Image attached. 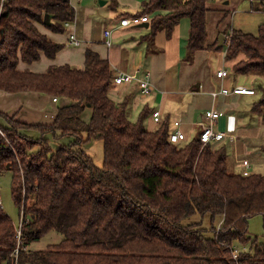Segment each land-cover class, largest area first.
I'll return each instance as SVG.
<instances>
[{
	"label": "trees",
	"instance_id": "obj_1",
	"mask_svg": "<svg viewBox=\"0 0 264 264\" xmlns=\"http://www.w3.org/2000/svg\"><path fill=\"white\" fill-rule=\"evenodd\" d=\"M210 1L147 0L134 17L151 16V37L159 31L170 37L187 19L191 61L195 51L217 49L207 43ZM73 15L65 0H7L0 11V91L69 100L46 125L0 112V173L12 174L11 196L23 220L16 264H264V244L248 233L252 216L261 215L264 225V175L230 173L225 148L204 146L199 135L171 143L168 123L147 130L148 111L131 121L127 101L109 97L108 61L90 49L82 69L18 70L41 54L54 59L63 45L38 26L63 34ZM225 39L224 58L234 62L235 75L264 77V23L257 35L231 30ZM252 111L264 122V88ZM91 141L103 144L102 167L84 150ZM194 215H208L209 227L184 224ZM50 232L63 239L30 249ZM236 243L249 248L234 259ZM17 244L0 206V264H15Z\"/></svg>",
	"mask_w": 264,
	"mask_h": 264
},
{
	"label": "crops",
	"instance_id": "obj_2",
	"mask_svg": "<svg viewBox=\"0 0 264 264\" xmlns=\"http://www.w3.org/2000/svg\"><path fill=\"white\" fill-rule=\"evenodd\" d=\"M74 1L76 5L79 3L83 5L77 13L75 28L76 37L81 45L78 47L70 45L67 34L61 38L58 34L46 29V31L41 30L50 41L63 45V48L52 60L41 54L40 59L32 64L20 63L18 70L43 74L52 66L69 65L82 69L85 51L90 49L98 53L101 59L108 61L113 76L117 72L133 74L137 70L139 77L148 74L151 83L149 94H142L136 81L119 86L113 85L108 93L110 99L116 104L127 101V116L131 121L134 122L142 112L148 111V117L144 123L147 130L152 131L163 123H168L171 133L179 130L185 135L186 140L181 144H186L198 137L201 132L202 124L206 121L204 113L210 109L216 110L222 116L214 122L213 128L224 133L225 136L213 142L212 148L227 149L229 145V150L234 154L232 157H227V167L230 173L256 174L252 169L254 167H252L250 157L258 156L256 152L262 154L264 145H252L250 140H244L241 135L245 131L254 132L256 130L264 133L262 118L252 111L251 104L255 102L246 98L256 95L253 86L257 79L256 76L233 75L231 64L225 61V51H221V48L213 51H195L192 54V60L187 61L186 40L189 22L186 19L180 21L170 37L165 31H159L151 37L149 21L144 22L148 24L147 27L143 23L120 26L122 18L137 16L147 0H124L122 3L112 0L111 8L119 11L120 16L105 19L103 22L91 19L88 9L91 0H86L85 3L83 2L85 0ZM214 1H223V5H228L230 2V0ZM208 8L212 12L221 11L217 5L210 4V2ZM221 15L216 14L217 24ZM208 16H206V21ZM148 17L151 20V16L148 15ZM107 29L113 31L110 38L111 47L104 44V31ZM220 35H224V31L221 30ZM207 43L218 45V38L214 41L207 31ZM224 45L225 42L222 48ZM219 71H225L227 75L218 78L216 73ZM236 86L252 89L254 95H219L217 98L212 96L214 92L225 88L232 89ZM52 98V96L38 93L10 94L0 91V112L15 116L18 121L30 125L50 124L58 108L69 103L66 98H58L56 102H53ZM154 112L160 113L158 124L153 120ZM247 113L249 116H246ZM253 114L255 117L252 116ZM90 116L91 112L87 110L84 116L86 122L89 121ZM174 122H179V125L175 126Z\"/></svg>",
	"mask_w": 264,
	"mask_h": 264
},
{
	"label": "rangeland",
	"instance_id": "obj_3",
	"mask_svg": "<svg viewBox=\"0 0 264 264\" xmlns=\"http://www.w3.org/2000/svg\"><path fill=\"white\" fill-rule=\"evenodd\" d=\"M100 0H91L90 6L88 9L90 10V17L91 19L99 22H103L105 19L108 18H114L120 16L119 11H114L111 8V1L112 0H102L107 2L106 5L101 6L99 3ZM119 3L123 2L124 0H117ZM84 3L86 2L83 1ZM75 6L76 11V19H77V13L79 12V9L81 6H83L81 3L76 5V1L73 2ZM210 4L217 5L218 8L221 9V11L216 12H208V18L206 23V28L208 33L210 34V37H213L214 41H216L217 38L220 36V31H224L226 33V36H230L231 30L241 31L243 33H248L252 35H257L259 26L264 23V0H230L228 5H223V1L217 2L214 0L210 1ZM78 10V11H77ZM139 13V12H138ZM216 14H222L221 18L219 20V23L217 24V16ZM187 20V19H186ZM220 26V28H219ZM39 30H45V28L41 25L38 26ZM188 29V28H187ZM48 31V30H47ZM50 32V31H49ZM48 32V33H49ZM67 34V32H64L63 34H58L59 37H64ZM105 40V39H104ZM223 42H226V39L223 40ZM227 49L226 44L223 46L221 51H225ZM218 52V51H215ZM217 54V53H216ZM230 64H234V62H231ZM227 67H230L227 65ZM234 75V73H233ZM257 78L256 81L253 83V86L256 91V95L254 97H246L247 99L256 102L259 101V99L262 96V89L264 88V77L259 76L255 77ZM252 106L254 105L251 104ZM246 116H249V113H247ZM252 116L255 117V114ZM253 117V118H254ZM137 120V119H136ZM135 120V121H136ZM134 121V122H135ZM258 132V135L256 133ZM243 136V139L248 141L250 140L252 145H264V133L260 130H256L254 132H243L241 134ZM66 142L67 140H63ZM54 144V143H53ZM229 145L227 146L226 153L228 152L227 157H232L233 152L229 150ZM84 150L87 154H89L95 163L96 166L102 167L103 164V144L101 141H91L89 144H87L84 147ZM242 154V153H241ZM258 156L250 157L252 160V169L257 174L264 175V154L262 155L259 152H256ZM240 172V170H239ZM11 183H12V174L11 172H2L0 173V204L2 207L3 212L11 219L13 222L15 230L19 228L21 223V216L19 214V209L17 205H15L13 198L11 196ZM202 223V226L205 228L209 227V216H205L204 218L200 217L199 215H194L186 220H184V224H189L191 222H200ZM248 233L249 236L254 240H256L259 243L264 244V225H263V217L261 215H255L252 216L248 220ZM210 235V233H207ZM63 237L56 233V232H50L46 236H44L42 239H40L38 242H35L31 244L30 249L32 250H41L47 248L49 245L58 244ZM235 248L238 250H248L249 244L246 245H240L236 243Z\"/></svg>",
	"mask_w": 264,
	"mask_h": 264
},
{
	"label": "built area",
	"instance_id": "obj_4",
	"mask_svg": "<svg viewBox=\"0 0 264 264\" xmlns=\"http://www.w3.org/2000/svg\"><path fill=\"white\" fill-rule=\"evenodd\" d=\"M6 1L7 0H0V11H1V8H2L4 2H6ZM65 1H67L68 5L72 8V10L74 12L72 20L66 21L64 23V28L66 29V32L68 35V43L74 47H78L81 45V42L76 37V31H75V28H76V11L75 10L76 9H75V6L73 4L74 0H65ZM148 21H149L148 15H145V16H142L139 18H137V17L122 18L120 20V26H128L131 24L144 23V22H148ZM112 32L113 31L110 29H107L104 31V37H105L104 38L105 39L104 44L107 47H111L110 38H111ZM216 75L218 78H222V77H225L227 75V73L225 71H219L216 73ZM133 81L137 82V87L142 94H149L150 93L151 83L149 81V75L148 74H146L144 77H139V73L137 70L133 74L117 72L113 76V84L115 86H119V85H122L124 83L129 84ZM219 95H223V96H227V95H254V90L248 89V88L242 87V86H236L232 89H226L225 88V89L220 90L219 92H214L212 94V96L214 98H217ZM52 101L56 102L57 98L53 97ZM221 116H222V114L220 112L213 110V109L207 110L204 113V119L206 121L204 124H202V129H201V132L199 133V140L202 143V145L205 146L209 143L212 144L213 142L219 141V140L224 138V136H225L224 133L216 131L213 128L214 122L217 119H219ZM152 117H153V120L155 123L158 124L160 122V113L159 112H154L152 114ZM174 125L178 126L179 122H174ZM0 134L2 135L1 130H0ZM169 140L171 143L177 144L179 142L185 141L186 137L181 131L177 130L176 132L170 134ZM243 175L246 176L248 174H247V172H244ZM0 206H1V204H0ZM22 225H23V220L21 217L20 226L18 229H16V238L18 240V244H17V247H16L14 254H13L15 257V264H16V259L18 256V250H19V246H20L19 244H20V241L22 239V231H21ZM237 253H238V249L234 248L232 251V255H233L234 259H236Z\"/></svg>",
	"mask_w": 264,
	"mask_h": 264
},
{
	"label": "water",
	"instance_id": "obj_5",
	"mask_svg": "<svg viewBox=\"0 0 264 264\" xmlns=\"http://www.w3.org/2000/svg\"><path fill=\"white\" fill-rule=\"evenodd\" d=\"M99 3H100L101 6H103V5L106 4V2H105V1H102V0H100ZM45 21H46V22L48 21V17L45 18ZM143 24H145V25H144L145 27L148 26L147 23H143ZM224 39H225V36H224V35H220V36H219V38H218V45H217V48H221V47H222V45H223V40H224ZM199 121H200V118H199Z\"/></svg>",
	"mask_w": 264,
	"mask_h": 264
}]
</instances>
